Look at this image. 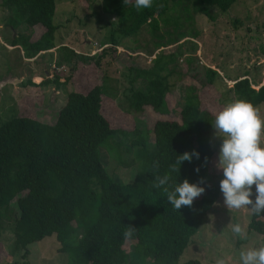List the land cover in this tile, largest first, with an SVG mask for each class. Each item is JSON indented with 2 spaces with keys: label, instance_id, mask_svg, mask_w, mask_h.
Returning a JSON list of instances; mask_svg holds the SVG:
<instances>
[{
  "label": "trees",
  "instance_id": "obj_1",
  "mask_svg": "<svg viewBox=\"0 0 264 264\" xmlns=\"http://www.w3.org/2000/svg\"><path fill=\"white\" fill-rule=\"evenodd\" d=\"M235 1L153 0L151 7L142 9L135 7V0L127 3L102 0V3L104 11L116 16L122 34H134L147 22L159 38L155 44L164 46L186 35L183 22L191 19L189 10L211 16V6L225 11ZM2 2L20 13L13 28L42 24L43 30L34 40L30 34L18 30L12 37V44L21 46L26 57L55 46L58 27L52 20L55 0ZM160 19L174 25L173 30H165L166 38L155 32ZM115 46L104 45L99 49L90 62L93 68ZM70 51L65 59H69ZM177 55L161 53L146 67L127 66L129 80L140 78L142 82L129 97L134 110L141 109L144 101L151 102L158 112L169 110L165 96L173 83L168 77L176 72L180 79L183 73H178L173 64ZM74 65L73 62L72 69ZM204 75L207 82L213 83L219 73L215 67L207 66ZM55 77L57 85L62 83ZM70 77L69 73L63 82ZM102 87L103 83H95L85 92L68 90L65 102L51 122L17 113L0 122V242L4 211L10 208L12 255L24 249V256L29 242L54 234L60 243L57 249L67 253L66 264H200L196 257L179 261V256L211 209L219 187L211 186L207 192L206 186L201 185L206 191L192 206L176 210L163 188L154 187V183L156 176L168 175L170 179L164 187L171 191L184 179L190 183L210 179L208 166L213 154L210 140L215 115L202 107L196 87L186 84L184 95L179 96V118L157 119L151 129L152 140H148L145 126L134 128L129 141L136 149L134 157L140 159L135 162L137 170L132 178L120 182L102 163V146L120 165L129 163L119 150L123 140L115 138L118 131H123L111 126L101 112ZM230 91L235 100L244 99L254 106L264 104V78L253 82L248 69L233 78ZM193 150L199 152V159L193 157L179 167L177 156ZM173 165L177 170L173 171ZM129 225L135 231L126 238L124 233ZM248 230L264 234V214L253 215L250 211ZM127 239L131 241L128 250L124 247Z\"/></svg>",
  "mask_w": 264,
  "mask_h": 264
},
{
  "label": "rangeland",
  "instance_id": "obj_2",
  "mask_svg": "<svg viewBox=\"0 0 264 264\" xmlns=\"http://www.w3.org/2000/svg\"><path fill=\"white\" fill-rule=\"evenodd\" d=\"M209 10L211 16L189 10L191 19L183 22L186 35L175 43L157 46L155 41L159 38L147 22L134 34H122L116 16L104 11L102 0H55L52 18L58 25L55 46L30 59L19 45L12 44V37L18 30L30 34L34 40L42 32V24L30 27L21 24L13 28L20 13L10 10L0 0V122L13 113L51 122L65 102L68 90L85 92L95 83H103L100 109L111 126L123 131H118L115 138L123 140L119 150L130 164L120 165L121 162L103 146L100 149L102 163L116 181L130 180L137 170L135 162L140 159L134 157L136 149L129 141L134 136V128L145 126L149 131L148 140H152L151 129L157 119L179 118V96L184 95L186 84L196 87L202 107L215 115L235 100L230 91L233 78L245 69L253 82H261L264 78V0H236L225 11L214 6ZM178 12L181 15L180 10ZM168 29H174L173 23L160 19L155 32L166 38L165 30ZM104 45L116 46L108 49L100 64L93 68L92 57ZM69 49L72 52L68 54L69 59H65ZM161 53L178 54L173 64L178 73L183 72L180 79L176 72L168 77L173 83L165 96L169 110L158 112L149 101H144L141 109L134 110L129 105V97L142 82L140 78L129 80L127 66L146 67ZM207 66L215 67L219 73L213 83L205 80ZM69 73L70 79L63 82ZM55 76L62 83L57 85L53 81ZM255 106L264 117V104ZM210 142L213 154L208 166L211 177L204 183L207 192L211 186L219 187L223 178L222 170L216 167L221 138L214 135V129ZM10 214L9 208L2 218L0 264H66L67 253L57 249L60 243L54 234L29 242L26 255H22L24 249L12 255L9 251L14 235ZM249 215L248 208L228 210L218 188L216 200L180 254L179 261L196 257L200 264H215L218 257H223L227 264H239L241 250L264 245V234L248 230ZM236 223L245 228V237L231 232L228 225ZM130 244L127 239L124 247L128 250Z\"/></svg>",
  "mask_w": 264,
  "mask_h": 264
},
{
  "label": "clouds",
  "instance_id": "obj_3",
  "mask_svg": "<svg viewBox=\"0 0 264 264\" xmlns=\"http://www.w3.org/2000/svg\"><path fill=\"white\" fill-rule=\"evenodd\" d=\"M124 2L127 3L128 0ZM152 3L153 0H135V7L149 8ZM212 126L214 135L221 138L216 167L223 173L219 189L224 206L228 210L248 208L253 215L264 214V117H261L259 108L247 100L236 99L215 114ZM193 157L199 159V152H184L177 156L176 164L180 167L182 162H191ZM175 170L176 166L173 165V171ZM196 171L199 172V168ZM169 179L168 175L156 176L154 187L163 188L168 202L176 210L182 206H192L194 200L206 191L201 186L205 183L204 178L197 183L184 179L171 191L164 187ZM228 227L234 235L246 236V230L241 224H229ZM134 231L135 228L129 225L124 233L125 237H131ZM215 264H227V261L218 257ZM239 264H264V245L241 250Z\"/></svg>",
  "mask_w": 264,
  "mask_h": 264
},
{
  "label": "crops",
  "instance_id": "obj_4",
  "mask_svg": "<svg viewBox=\"0 0 264 264\" xmlns=\"http://www.w3.org/2000/svg\"><path fill=\"white\" fill-rule=\"evenodd\" d=\"M30 39L33 40L31 37H30ZM20 47H21V46H20ZM37 54H38V53H37ZM34 57H35V56H33V57H28V58L32 59V58H34Z\"/></svg>",
  "mask_w": 264,
  "mask_h": 264
},
{
  "label": "water",
  "instance_id": "obj_5",
  "mask_svg": "<svg viewBox=\"0 0 264 264\" xmlns=\"http://www.w3.org/2000/svg\"><path fill=\"white\" fill-rule=\"evenodd\" d=\"M15 33V32H14Z\"/></svg>",
  "mask_w": 264,
  "mask_h": 264
}]
</instances>
